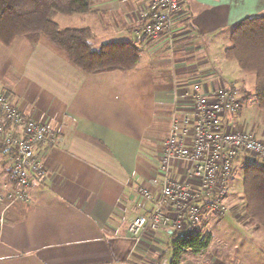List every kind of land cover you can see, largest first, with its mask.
<instances>
[{
  "label": "crops",
  "instance_id": "0c3cea01",
  "mask_svg": "<svg viewBox=\"0 0 264 264\" xmlns=\"http://www.w3.org/2000/svg\"><path fill=\"white\" fill-rule=\"evenodd\" d=\"M149 1L90 0L86 14L55 17L61 27L90 29L95 50L107 43L135 44L140 61L131 70L86 73L44 35L0 45V94L60 137L57 146L40 152L46 175L33 182L29 201L7 209L0 203V264H161L168 251L171 264L172 231L147 229L136 243L128 227L153 208L142 191L162 190L163 141L174 109L193 115L195 83L206 92L233 88L243 107L226 118L228 126L258 137L257 127L243 123L251 97L246 77L224 74L212 44L220 31L264 14V0H185L173 37L155 39L141 31L140 12ZM58 16L65 19L59 22ZM188 169L187 163L175 165L173 176L188 181ZM11 182L5 154L0 191ZM204 220L200 230L212 233L211 245L180 264H264L256 239L243 257L236 244L246 248V241L215 244ZM257 232L244 231L248 237Z\"/></svg>",
  "mask_w": 264,
  "mask_h": 264
},
{
  "label": "built area",
  "instance_id": "2783aa9c",
  "mask_svg": "<svg viewBox=\"0 0 264 264\" xmlns=\"http://www.w3.org/2000/svg\"><path fill=\"white\" fill-rule=\"evenodd\" d=\"M184 1L150 0L139 16L144 35L172 38L175 17ZM192 103L193 115H181L177 109L172 113L159 166L162 190L157 195L142 191L153 208L135 217L128 227L136 243L147 229L191 236L200 231L205 217H225L237 158L247 155L264 161V140L228 126L226 118L237 115L243 107L233 88L206 92L195 83ZM59 138L49 123L26 114L9 96L0 94V145L4 146L12 178L0 191L4 209L29 201L33 182L46 175L40 152L57 146ZM180 163L189 166L188 181L173 176V167Z\"/></svg>",
  "mask_w": 264,
  "mask_h": 264
},
{
  "label": "trees",
  "instance_id": "16d2710c",
  "mask_svg": "<svg viewBox=\"0 0 264 264\" xmlns=\"http://www.w3.org/2000/svg\"><path fill=\"white\" fill-rule=\"evenodd\" d=\"M90 5V0H0V45L9 46L20 36L44 35L86 73L131 70L140 61V49L135 44L107 43L95 50L90 29L64 28L55 20L57 15L86 14ZM230 41L225 57L235 60L243 72L254 75L256 102L264 115V14L246 16L237 22L231 29ZM0 149L5 150L2 145ZM242 193L245 212L254 220V228H264V166H244ZM212 241L211 232L200 230L191 236L175 233L171 264L199 255Z\"/></svg>",
  "mask_w": 264,
  "mask_h": 264
},
{
  "label": "rangeland",
  "instance_id": "374dc122",
  "mask_svg": "<svg viewBox=\"0 0 264 264\" xmlns=\"http://www.w3.org/2000/svg\"><path fill=\"white\" fill-rule=\"evenodd\" d=\"M64 16H58L59 22H61ZM230 32L231 29H224L220 31L214 39V43L212 44L213 54L216 59V62L218 66L220 67V70L226 74L230 75V78H238L241 75H244L246 77V84L245 88L250 91V100L245 103L244 106V117L246 116L245 120H243L244 124H248L250 126H255L258 128L259 133L258 137L259 139H264V115L259 110L254 95V75L253 74H247L241 70L239 65L235 60L226 59L224 56V50L227 46L231 44L230 41ZM247 113V114H246ZM0 156L1 159L5 157V153H3V150L0 149ZM3 156V157H2ZM247 164H259L264 166V161L260 158H254L253 156H250V158H246L244 156H241L237 158V160L234 163V171H233V179L237 181V185L232 183L231 181V188H230V194L229 198L230 205H232V211L228 212L225 217L222 218H209L205 217L204 223H208L209 225L206 227V230H210L214 234V243H220L221 240L226 241L227 243L231 242V239L239 240V241H246V245H248L246 248H243L242 244H236L238 246L239 250H244L243 257H246L247 254L250 253V245L251 241L253 239H256L258 244V248L255 251H259V255L261 254L262 249H264V228L261 229H255L254 225L255 222L252 220L245 212V203L242 199V178H243V167ZM207 219V220H206ZM225 231H231L232 234H229V236H226L224 233ZM244 231H259L254 236L248 235L244 233ZM249 241H247V240ZM263 252V251H262ZM256 254V253H255ZM252 254V255H255ZM258 254V252H257ZM171 261V252L168 251L167 256L162 260L161 264H170Z\"/></svg>",
  "mask_w": 264,
  "mask_h": 264
}]
</instances>
